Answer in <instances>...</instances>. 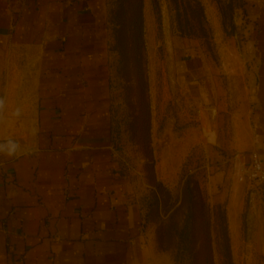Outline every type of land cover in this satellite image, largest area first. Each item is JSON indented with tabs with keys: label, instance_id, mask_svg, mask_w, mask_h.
Here are the masks:
<instances>
[{
	"label": "rangeland",
	"instance_id": "obj_1",
	"mask_svg": "<svg viewBox=\"0 0 264 264\" xmlns=\"http://www.w3.org/2000/svg\"><path fill=\"white\" fill-rule=\"evenodd\" d=\"M105 1L117 168L152 264H226L223 213L233 264H264V178L251 170L264 0ZM187 181L199 251L176 259Z\"/></svg>",
	"mask_w": 264,
	"mask_h": 264
},
{
	"label": "crops",
	"instance_id": "obj_2",
	"mask_svg": "<svg viewBox=\"0 0 264 264\" xmlns=\"http://www.w3.org/2000/svg\"><path fill=\"white\" fill-rule=\"evenodd\" d=\"M109 58L105 0H0V264H152ZM257 101L264 167V79Z\"/></svg>",
	"mask_w": 264,
	"mask_h": 264
},
{
	"label": "trees",
	"instance_id": "obj_3",
	"mask_svg": "<svg viewBox=\"0 0 264 264\" xmlns=\"http://www.w3.org/2000/svg\"><path fill=\"white\" fill-rule=\"evenodd\" d=\"M185 192L190 193V207L185 217L182 227L178 231V244H177V256L181 254H188L189 256H197L199 251V238L195 230V215H196V198L198 197L199 190H192L189 181L185 182ZM220 207V206H219ZM223 216L224 224V236L222 240V247L224 256L226 258V264H233L230 248V238L227 231V221L225 214ZM209 257V255H208ZM207 263L211 264L208 260Z\"/></svg>",
	"mask_w": 264,
	"mask_h": 264
},
{
	"label": "built area",
	"instance_id": "obj_4",
	"mask_svg": "<svg viewBox=\"0 0 264 264\" xmlns=\"http://www.w3.org/2000/svg\"><path fill=\"white\" fill-rule=\"evenodd\" d=\"M252 173L260 178H264V167L259 157L255 154L251 164Z\"/></svg>",
	"mask_w": 264,
	"mask_h": 264
}]
</instances>
